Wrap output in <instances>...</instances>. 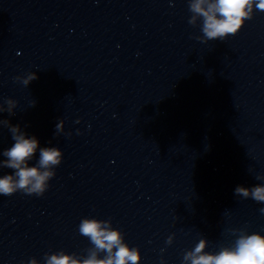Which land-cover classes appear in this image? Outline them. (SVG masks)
<instances>
[{
	"label": "water",
	"instance_id": "water-1",
	"mask_svg": "<svg viewBox=\"0 0 264 264\" xmlns=\"http://www.w3.org/2000/svg\"><path fill=\"white\" fill-rule=\"evenodd\" d=\"M195 2L0 0V163L15 143L5 120L39 141L29 166L62 152L42 196L0 194V264L104 259L85 218L110 221L138 264L264 235V202L234 191L264 185V12L203 40Z\"/></svg>",
	"mask_w": 264,
	"mask_h": 264
},
{
	"label": "clouds",
	"instance_id": "clouds-1",
	"mask_svg": "<svg viewBox=\"0 0 264 264\" xmlns=\"http://www.w3.org/2000/svg\"><path fill=\"white\" fill-rule=\"evenodd\" d=\"M205 0H196L191 4L190 10L203 18V40H223L229 35H235L243 27L246 20L251 19L253 8L264 12V0H215L207 8ZM192 24L193 21L189 20ZM197 39H201L197 37ZM36 74L31 73L26 78L17 77L24 85H28L36 79ZM7 111L13 115L12 108L16 101L8 99ZM35 101L33 102V106ZM4 109L0 108V112ZM12 134L15 141L13 146L3 152L7 157L0 167L13 169V174H5L0 178V194L10 196L18 190L28 194L42 196L48 188V181L55 175L53 171H41L61 163L62 152L57 147L40 148L38 166H29L39 147V141L35 137H27L19 125H11L9 121H3ZM60 125H57L59 128ZM264 179V177H257ZM236 195L251 198L257 202H264V185H256L251 189L237 186ZM264 211V209H262ZM110 221L85 218L79 225L81 235L88 237L95 249L106 254L104 259H97L93 253L81 260L72 254H52L47 256L46 264H138L141 259L139 249L131 248L124 242L123 234L118 229L108 227ZM207 240L202 239L194 250L188 252L184 259L191 260V264H264V235L257 233L241 234L233 247H224L218 253H205ZM30 264H36L33 259Z\"/></svg>",
	"mask_w": 264,
	"mask_h": 264
}]
</instances>
